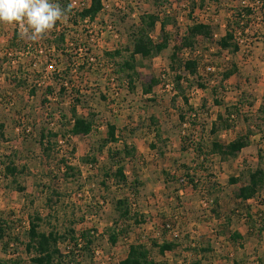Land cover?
I'll return each instance as SVG.
<instances>
[{
  "label": "rangeland",
  "instance_id": "1",
  "mask_svg": "<svg viewBox=\"0 0 264 264\" xmlns=\"http://www.w3.org/2000/svg\"><path fill=\"white\" fill-rule=\"evenodd\" d=\"M83 1L89 3V0ZM102 1L106 7L93 21H79L73 26L68 14L58 21L53 29L59 27L68 33L66 43L56 41L51 50L38 42L39 38L31 40L29 35L22 34L18 26L0 24V124L3 125L0 129V223H5L13 238L7 245L6 238L1 241L0 264L27 261L29 255L23 243L27 240L28 214L36 213L44 218L39 227L42 231L54 226L65 234L70 228L79 236L84 230L95 229L91 232L92 244L83 252L82 241L77 247L69 240L59 244L62 251L73 248L67 264H118L129 244L136 242L143 243L150 251L149 258L157 263L169 264L177 257L181 264H190L194 260L186 252L197 251L194 247L198 241L206 249L205 244H210L207 230L217 233L225 225L218 220L219 213L223 215L226 211L217 212L218 183L213 179L214 174L208 172L213 157L197 150L199 139L206 141L203 137H207L210 122L223 113L225 105L239 102L243 104L231 132L235 130L240 135L249 128L261 137L258 130L264 129V2L260 5L256 0ZM245 6L252 8L249 15L243 10ZM146 12L158 13L161 19H167L164 30L159 21L150 34L158 42L165 32L168 44L152 58L137 56L132 88L111 80L113 76L105 66L106 61L98 63L93 58V65L85 61L87 52L96 57L105 49L127 45L130 26L137 25L138 17ZM238 13L242 14L241 23L248 22L246 31L236 35L239 48L233 53L221 49L217 41L224 35L228 22L239 18ZM122 14L124 21L120 23ZM194 22L209 25L211 35L199 36L192 47H185L182 37ZM14 29L21 35L24 49L9 48ZM173 52L175 62L171 58ZM123 55L126 58L128 53ZM194 57L198 59V70L190 75L181 65L186 58ZM232 64L234 73L223 79L224 71ZM206 65L214 70L206 72ZM55 75L67 82L66 92L61 94L58 90ZM176 76L181 79L176 80ZM151 79L158 83L150 93H142ZM69 83L79 92L77 113L92 117L93 130L87 135L59 139L46 156L42 151L45 144H39L41 133L60 129V113L70 116L73 87ZM165 83H171L172 88L165 90ZM47 86L51 92L45 93ZM73 95L77 99L78 95L74 92ZM216 101H221L220 106ZM246 117L248 124L242 119ZM110 124L115 127L117 141L101 146ZM162 132L170 138H161ZM252 139L250 147L236 154L237 161L225 163H239V188L245 183L247 174L243 172L247 168L264 167V146L258 147L264 140L256 143ZM124 144L134 151L110 158V151H119ZM92 156L94 162L85 160ZM64 159L75 169L67 179L63 176ZM10 161L17 168H24L17 173L16 182L2 173L3 166ZM117 161L124 166L126 184L116 182L113 176ZM228 175L220 181L226 182ZM17 184L24 186L25 191H17ZM204 196L213 199L211 205H203ZM120 198L127 199L126 206L132 216L137 215L141 220L139 224L133 223V217L127 221L119 217L116 201ZM183 199H194V202L190 200V209L184 206L187 201ZM231 207L226 212L229 216L236 218L246 213L245 206ZM149 208L154 211H148ZM252 215L250 222H256L257 227L264 225V213ZM232 222L233 228L239 224L236 220ZM111 228L119 234L115 244L108 238ZM190 228L199 230L200 234L191 237ZM151 239L158 243L176 241L174 252L160 253L151 247ZM208 257V252L204 253V262ZM232 261V256L220 253V264Z\"/></svg>",
  "mask_w": 264,
  "mask_h": 264
},
{
  "label": "trees",
  "instance_id": "2",
  "mask_svg": "<svg viewBox=\"0 0 264 264\" xmlns=\"http://www.w3.org/2000/svg\"><path fill=\"white\" fill-rule=\"evenodd\" d=\"M261 5H263L264 0H260ZM251 2H254V0H251ZM57 3L62 7L66 9V14H68L70 17H72L73 21H71V24L73 26H77L79 21H93L96 19L97 15L104 10V5L102 0H89V3L82 8H73L71 6L70 0H58ZM158 6V5H157ZM160 7V5H159ZM120 9V8H119ZM119 9H116L119 11ZM245 14H250L252 11V8L245 6L243 8ZM120 14V13H119ZM238 13L239 18L234 19L228 22V27L226 28V31L224 35L220 37V39L217 41L218 46L221 49H227L231 52H236L239 48V43L236 38L237 34H243L247 28V22L241 23L242 21V14ZM160 14L155 13H143L138 17V24L132 25L130 28L129 34H128V44L119 47H116L111 50L105 49L102 52V55L92 56L91 53L87 52L85 55V61L89 65H93L90 58H94L98 61V63L105 62V66L108 67L111 75L113 76L114 80L121 84H127L129 87L132 88L133 85V79L135 76V63H137V56H140L142 59L145 58H152L155 55L161 53L167 48V34L164 32L163 38L160 41H154L151 37L150 32L155 28L157 22L160 23L161 30H164L165 25L167 23V19L164 20L161 19L162 17L159 16ZM126 16V15H125ZM235 18V17H234ZM124 19V15L120 17V23ZM122 20V21H121ZM238 30V32H237ZM68 34V33H67ZM67 34L64 31H60L57 27L54 29H51L47 34H45L42 38H39L40 41L44 44H46L48 47H50L48 50H51V48H54L53 44L56 41L65 42ZM211 35V27L205 23L200 22H194L186 29L185 35L182 37V43L185 47H192L195 43V39L197 37H208ZM38 39V40H39ZM10 40V46L9 48L15 49H24L26 45H22L23 39L21 35L18 33L17 29L13 30V34L11 36ZM32 40V39H31ZM66 43V42H65ZM128 53L127 57L125 58L123 53ZM89 56V57H88ZM116 58L122 59L121 61H116ZM172 60L175 62L176 60V54L173 52L171 54ZM115 60V61H114ZM102 61V62H101ZM181 65L184 70L188 71L190 75H194L198 70V59L190 58L189 60H186L182 62ZM232 67L224 71L223 73V79L229 78L235 71V66L232 64ZM234 66V67H233ZM116 67V69H115ZM180 67V66H179ZM68 68L65 72H67ZM55 78L58 80V90L62 94L63 92L67 91L68 85L67 82H62L63 78L60 76ZM120 79V80H119ZM181 77L176 76V80L179 81ZM120 81V82H119ZM158 83V80L151 79L150 83L146 87L143 88L142 93L147 94L151 92V89L154 85ZM70 86L73 87L71 83H69ZM23 83L21 84V86ZM199 86H202L201 83H198ZM71 95L72 99L70 105H69V117L65 113H60V116L58 117L59 121V130H51V131H43L41 133V138L39 140L40 145H44L42 147L43 153H45L46 156H49V151L53 150V148L57 145V142L59 139H65L66 136H77V135H87L93 130V119L92 117L83 116L77 113L76 105L77 102L80 101L79 99V92L78 90L71 89ZM31 92H34L31 91ZM51 92V87H46L45 93ZM73 92L78 95L77 99L74 97ZM81 96V95H80ZM221 101H216L215 104L219 105ZM243 103H233L232 105H225L223 113L217 115V118L210 129L211 132H215L217 130H223V129H229L233 127V122H235L236 119H238L240 106ZM263 111V109H260ZM264 112V111H263ZM264 118V117H263ZM65 119L67 121L62 120ZM243 121L247 123L249 120L247 117L242 118ZM264 120V119H263ZM248 124V123H247ZM3 127L2 124H0V129ZM255 128V127H254ZM45 132V134H44ZM261 134V138L264 140V129L262 131H259ZM263 132V133H262ZM256 130L247 128L246 132L240 135H237L234 139L227 143H220L217 141H211L208 145L207 151H203V153L207 154H216L220 156L221 159L225 160L228 158L235 157L238 152H240L243 148L247 147L250 144V137L253 135H256ZM182 138H187L186 136H183ZM117 141V137L115 136V127L114 125L110 124L108 125V133L107 137L102 140L101 146H104L105 144L109 142ZM44 143V144H43ZM197 150L202 152L201 150V144H198ZM101 149V148H100ZM134 149L133 147L128 146L127 144L123 145V148L119 151H110L109 156L110 158H115L117 156H122L123 154H131ZM261 152V150H258ZM122 153V154H121ZM86 161L91 160L92 162L95 161V157L92 156L90 158H85ZM62 164L64 166V173L63 176L65 179L67 177L72 176V172L75 171V169L69 165L65 159L62 160ZM116 164V170L113 174L116 182H122L123 184H126V175L124 174V166L120 163V161H117ZM24 168H17L16 165H14L13 161H10L9 163L5 164L2 168V173L4 177L11 176L12 182L17 181V173L20 174V172ZM18 170V171H17ZM21 170V171H20ZM243 174H247L245 185L241 186L238 190V197L241 199H248L253 197L261 188L264 186V169L260 167L259 165L254 168H247ZM239 179L231 178L230 181L236 182ZM192 181V179H191ZM17 191L24 192L25 187L22 185L17 184ZM57 194V193H54ZM50 201V199L48 200ZM127 199H117L116 204L119 208V217L127 220H130L133 217V223L139 224L141 222L140 219L136 218V216H132L130 213V209L127 204ZM49 215V213H48ZM141 217V215H140ZM44 220L42 216H40L38 213L32 215L28 214V227L25 231V236L27 238L26 242L23 243L25 252L29 255L27 261H17L16 264H67V261L69 260L71 254L73 253V248L69 249L67 251H62L59 244L65 240H69L72 242L73 246L77 247L79 246V241L84 242V247L82 252L85 249H88V246H90L93 242V235L91 232H95V229L90 230H84L80 233L79 236L75 234V231L73 229L68 228L67 232L65 234L60 233L56 227L52 226L47 231L40 230V223ZM255 224V223H254ZM254 224L251 226L249 224V228L254 227ZM3 225V222L0 223V244L1 241L5 240V244H9V242L12 241V237L9 236V231H7V228L5 227V223ZM125 229L122 231L124 232ZM260 231V228H259ZM118 232L115 231L114 228H111V232L109 234V240L111 244H115L118 238ZM231 240H237L239 238V235L237 233H234L231 235ZM17 239V238H16ZM18 240V239H17ZM173 241H162L158 243L156 240L151 239L150 245L151 247H156L160 253H164L165 251H170L174 247ZM209 249L206 248L203 250V252H208ZM149 249L143 244V243H132L128 247L127 255L124 259L120 260L118 264H165V263H157L154 260L149 258Z\"/></svg>",
  "mask_w": 264,
  "mask_h": 264
},
{
  "label": "crops",
  "instance_id": "3",
  "mask_svg": "<svg viewBox=\"0 0 264 264\" xmlns=\"http://www.w3.org/2000/svg\"><path fill=\"white\" fill-rule=\"evenodd\" d=\"M218 106H220V105H218ZM219 111H220V109H219ZM215 120H216V117H214V119L210 122V126L208 127L209 128L208 132L205 134L207 137H203L204 140H206V141H203V139H201V138L199 139L200 144L202 145L201 146L202 151H206L208 149V145L211 141H217L220 143H227L237 136V133H236L237 131L234 130L233 132H231V130L234 129L235 126L229 128V129H223V130L219 129L215 132H211L210 129L212 128ZM161 138H170V136L168 134H165V133L163 134V132H162ZM205 138H207V139H205ZM252 138H255L256 143L259 140H261V141L263 140L260 137V135H259V137L256 135H253L250 137V144L247 147L243 148L241 151H244V149L250 147L252 140H253ZM259 146L262 147V146H264V144L261 145V143H260V144H258V147ZM209 156L213 157V163L210 162L208 172H212L214 174L213 179L217 180V183H218L217 187L219 188L217 191L218 193H216V199H215V201L217 203V207H218L217 212H218V210L220 212L221 211L223 212L226 210L225 213H223V215H221V213H219L220 215L218 216V220H219V222L224 221L223 225L224 224L225 225H224V229L219 230L217 233H215L211 229H210V231L207 230V237H210V239H209L210 244L209 243L205 244V246H206V248L209 249V251H208L209 260H206L204 262L205 259L203 260V258H204V253H206V252H203V250L205 249V247L202 244V241L201 242L198 241V242H196V246L193 245V246H195L194 248L197 251H195V252L193 251V253L186 252L188 258L189 259L193 258V260H194V261H191L190 264H220V253L222 255L232 256V258H233L232 262L233 263L230 262L229 264H231V263L232 264H264V225L258 224L259 227H257L256 222H255L254 227L249 228V223L251 224V226L253 224L252 222H250V220L252 219V216H253L252 213H257V212L264 213L263 212L264 211V186L253 197L248 198V199H241L240 197H238V190H239L238 186H239L240 181L239 180L236 182L230 181L231 178H236L240 175L238 173L239 172L238 170L240 169L239 163L236 164V162H235V163H231L229 165L225 164L226 162H230L231 160H235L237 156L232 157V158H228L225 160L221 159L220 156H218L216 154H207L206 157H209ZM237 160L238 159H236V161ZM217 162H218V164H216ZM262 168L264 169V167H262ZM235 170H237L236 171L237 173H235ZM225 174H229L228 175L229 179H227L226 182L222 183L220 180H222V178L225 176ZM207 183H209V180L207 181ZM220 183L222 185H220ZM245 183L242 184V186L245 185ZM208 187H209V185L207 186V188ZM211 187H212V185L210 186V188ZM181 189L179 190L180 192H182ZM186 189L187 188H184V190H186ZM154 200L158 201V199H154ZM160 200H162V199H160ZM168 200H171V197ZM183 200L187 201L184 204V206L186 208L190 209L191 207H189V206H192L191 201L194 202V199H183ZM158 203H159V201H158ZM237 205L245 206L244 210L246 211V213H241V215H236L237 216L236 218L233 217V215L229 216V213L226 214V212H228V210L232 209L231 206H237ZM148 211L152 212L154 210L149 208ZM160 211L161 210H159V212ZM240 211L242 212L241 209H240ZM186 212H187V210H186ZM236 212H237V210H236ZM188 219H190V218H188ZM235 220H236V222L239 221V224H238V226L233 228L234 223L232 221H235ZM259 228H260V231H259ZM189 230H192V232H193L191 237H193L194 234H197V235L200 234L199 230H194L193 228H190ZM201 231L204 233L205 230H201ZM209 233H210V235H209ZM234 233H237L239 235V238L237 240L233 241V240H231L230 237ZM173 234L177 235V232H174ZM168 241H173V240H168ZM173 242L176 243V241H173ZM213 242L216 245H214ZM172 250H170L171 253L174 252ZM127 252H128V249L126 250V253L122 257V259H124L126 257ZM165 256H168V255L165 254ZM166 260H167V262H171V259H166ZM172 260H175V261L174 262L172 261V263H169V264H181V260L177 257H173Z\"/></svg>",
  "mask_w": 264,
  "mask_h": 264
},
{
  "label": "clouds",
  "instance_id": "4",
  "mask_svg": "<svg viewBox=\"0 0 264 264\" xmlns=\"http://www.w3.org/2000/svg\"><path fill=\"white\" fill-rule=\"evenodd\" d=\"M66 18V9L55 0H0V24L16 25L36 40Z\"/></svg>",
  "mask_w": 264,
  "mask_h": 264
},
{
  "label": "built area",
  "instance_id": "5",
  "mask_svg": "<svg viewBox=\"0 0 264 264\" xmlns=\"http://www.w3.org/2000/svg\"><path fill=\"white\" fill-rule=\"evenodd\" d=\"M70 3H71V6H72L73 8H75V9H77V8H82L83 6L87 5L83 0H71ZM256 3H260V5H261V1H260V0H256ZM103 5H104V7H106L105 4H104V2H103ZM57 28L59 29V27H57ZM187 58H188V57H187ZM187 58H186V60H187ZM90 59H91V61H93V58H90ZM204 70H205L206 72H209V71H213L214 68H213L212 66H210V65H206V66L204 67ZM111 80L113 81L114 78H111ZM164 88H165V90H169V89L172 88V84H171V83H165V84H164ZM212 202H213V199H212V198H209V197H207V196H204L203 199H202V203H203V205H205V206H207V205H208V206L211 205ZM166 225H167V224H166ZM167 227H168V225H167Z\"/></svg>",
  "mask_w": 264,
  "mask_h": 264
}]
</instances>
